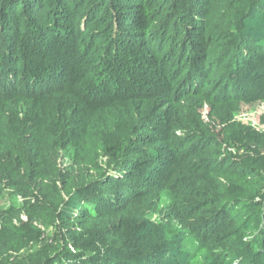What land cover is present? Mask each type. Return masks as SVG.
Returning a JSON list of instances; mask_svg holds the SVG:
<instances>
[{
	"label": "trees",
	"instance_id": "obj_1",
	"mask_svg": "<svg viewBox=\"0 0 264 264\" xmlns=\"http://www.w3.org/2000/svg\"><path fill=\"white\" fill-rule=\"evenodd\" d=\"M259 100L264 0H0V264H264Z\"/></svg>",
	"mask_w": 264,
	"mask_h": 264
},
{
	"label": "rangeland",
	"instance_id": "obj_2",
	"mask_svg": "<svg viewBox=\"0 0 264 264\" xmlns=\"http://www.w3.org/2000/svg\"><path fill=\"white\" fill-rule=\"evenodd\" d=\"M222 128L235 156L238 159L246 158L253 161L264 174V100L255 101L251 104H241L236 111L231 113V116L226 118ZM10 204L11 201H9L6 193L0 194V209H3V212ZM21 220L26 221V217L21 215ZM152 220L156 221L157 217H152ZM16 222L17 220L14 219L13 224L15 225ZM34 225L44 233L41 242L30 244L39 250L51 244L49 240L53 236V228L39 223H34ZM71 252L75 251L71 249ZM31 253L32 250H22L19 254L11 252L9 256L16 261L28 259Z\"/></svg>",
	"mask_w": 264,
	"mask_h": 264
}]
</instances>
